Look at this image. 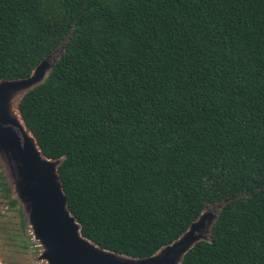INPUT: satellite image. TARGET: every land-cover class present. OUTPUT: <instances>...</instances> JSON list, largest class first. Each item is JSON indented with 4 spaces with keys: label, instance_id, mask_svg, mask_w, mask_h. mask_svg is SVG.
Returning a JSON list of instances; mask_svg holds the SVG:
<instances>
[{
    "label": "trees",
    "instance_id": "1",
    "mask_svg": "<svg viewBox=\"0 0 264 264\" xmlns=\"http://www.w3.org/2000/svg\"><path fill=\"white\" fill-rule=\"evenodd\" d=\"M57 52L18 109L81 233L146 257L221 203L179 264H264V0H0V80Z\"/></svg>",
    "mask_w": 264,
    "mask_h": 264
},
{
    "label": "water",
    "instance_id": "2",
    "mask_svg": "<svg viewBox=\"0 0 264 264\" xmlns=\"http://www.w3.org/2000/svg\"><path fill=\"white\" fill-rule=\"evenodd\" d=\"M52 66L47 57L27 77L0 80V153L33 237L42 245L38 258L47 264H179L195 242L207 237L216 213L203 210L177 239L146 257L105 249L81 233L60 182L59 160L44 155L21 114L22 122L10 111L12 97L42 82Z\"/></svg>",
    "mask_w": 264,
    "mask_h": 264
},
{
    "label": "rangeland",
    "instance_id": "3",
    "mask_svg": "<svg viewBox=\"0 0 264 264\" xmlns=\"http://www.w3.org/2000/svg\"><path fill=\"white\" fill-rule=\"evenodd\" d=\"M58 55L59 52L53 55L54 57L51 60H54ZM23 93L15 94L10 101L11 113L17 116L21 122L18 102ZM0 170L11 187V197L16 198L18 201L17 205L11 206L8 199L1 195L0 190V264H47L45 260L38 258L42 251V245L33 237L25 212L26 224L24 226L21 224V217L16 207L20 206L23 209V205L14 191L7 162L1 153ZM220 204L208 205L205 211L217 214Z\"/></svg>",
    "mask_w": 264,
    "mask_h": 264
}]
</instances>
